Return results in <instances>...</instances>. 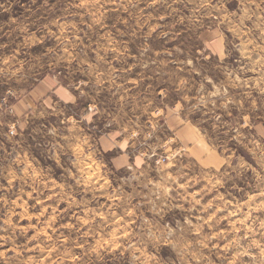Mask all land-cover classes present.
<instances>
[{"label": "rangeland", "instance_id": "rangeland-1", "mask_svg": "<svg viewBox=\"0 0 264 264\" xmlns=\"http://www.w3.org/2000/svg\"><path fill=\"white\" fill-rule=\"evenodd\" d=\"M5 7L0 264H264V24L239 23L242 0ZM90 78L98 107L135 121V149L99 113L79 122L92 101L70 84Z\"/></svg>", "mask_w": 264, "mask_h": 264}, {"label": "clouds", "instance_id": "clouds-1", "mask_svg": "<svg viewBox=\"0 0 264 264\" xmlns=\"http://www.w3.org/2000/svg\"><path fill=\"white\" fill-rule=\"evenodd\" d=\"M7 2H8V0H0V11H8L9 10V8L5 7V4H7ZM173 2L175 3L176 0H173ZM225 2H227V0H225ZM32 3L35 4L36 0H32ZM43 3L47 4L48 0H43ZM124 3H125V0H120L121 6H123ZM242 6L249 9V13H246L242 18L237 17V19L239 20V23L241 25L244 24V20L251 21L254 16L257 18V20L260 22V24H264V17L259 15L260 13H264V0H258V2H257V0H242ZM201 7H207V4L202 3ZM213 7H215V5H213ZM123 10L128 11V9L126 7ZM220 10L222 12L226 11L225 9H223L222 4L220 5ZM33 15H34V13H33ZM229 15H231V14H229ZM38 20H39V18H38ZM36 22L37 21H33V23H36ZM117 22L119 23L120 21H117ZM13 23H14V21H13ZM3 28H4V26L2 24H0V34H3V35H9L10 36L11 31H14V29H13V30H10L9 32H4ZM41 28L49 29V32H50V26L47 23H41L39 25V27L37 28V30L39 31ZM259 38L264 39V30H262L260 32ZM229 43L231 44L232 41H229ZM0 47H3V45H0ZM146 51H147V48H145L144 51L141 52V56H144ZM176 51L179 52L180 49H177ZM222 55H223V53H222ZM138 62H140V61L138 60ZM150 62L153 64L157 63V61H155V60H151ZM84 63H86V60L84 61ZM180 63H181V65H193V59L191 57H189V58H186L185 60L181 61ZM67 67H68V74L70 77H74L76 71H84L83 68L73 69L71 64L67 65ZM144 67L145 68L148 67V62L144 63ZM158 67H160V66L158 65ZM160 70L163 71V68L160 67ZM93 71L95 72L96 70L93 69ZM189 71L190 72H197L198 67L193 65V67L191 69H189ZM168 75H169V79H171L173 76L176 77V79L173 81V83L176 85L175 89H173V90L176 92H184L186 90L190 91L193 87H195V85L189 79H185L181 75V73L178 69L175 71L169 72ZM202 79L206 81L208 79V77L203 76ZM98 83H100V80H98V79L94 80V79L90 78L87 82H85V81L76 82L75 79H73L72 83L70 84V87H72L73 89H79V92H78L79 98H82L83 101H87V100L92 101V113H91V115L87 114L86 109L81 110L79 112V122L91 121V116L95 115L96 113H99L100 115L98 117V120L99 121H107V123L105 124L106 128L112 124H119L121 127V131L126 132L128 134V138L133 141L132 147H133V149H135L136 144H137V140L135 139V137L137 136V132L135 130L128 131V129L132 127V124L135 121H131V122L125 121V117L128 114L124 113L122 108L119 111H108L107 109H104L102 107H98L97 105L102 103L99 99L100 91L99 90L96 91L95 96H93V95H90L89 91L85 90L86 87L92 88V87H94L95 84H98ZM168 92H169V89H167V88L164 89V95H167ZM156 95L157 94L153 90V93H152V99L153 100L156 98ZM78 97L67 95L65 97V99L72 101L73 105H75ZM124 99H127L126 93H125ZM185 99H186V97H185ZM148 103L150 104L151 100H149ZM49 106H51V105H49ZM59 114L60 113L57 112V115H59ZM41 115H43V113H41ZM217 119H219V117H217ZM126 123H127V127L125 126ZM74 126H78V125H74ZM20 127L22 128L23 124H21ZM140 130L143 131V128H141ZM15 131H16V129H15V127H13L12 134H14ZM50 131L54 133L55 129L54 128L50 129ZM152 135H153V133L151 131H149L147 133V135L144 136V142L146 143L148 138L151 137ZM9 139H11V134L9 135ZM147 154H148L147 152L142 153V155H147ZM156 264H158V262H156Z\"/></svg>", "mask_w": 264, "mask_h": 264}]
</instances>
